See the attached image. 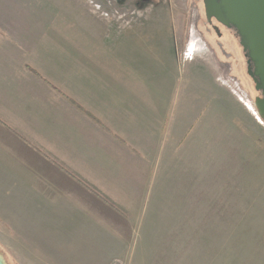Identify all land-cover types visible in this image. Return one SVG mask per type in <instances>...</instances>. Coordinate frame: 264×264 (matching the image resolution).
Segmentation results:
<instances>
[{
	"label": "rangeland",
	"instance_id": "obj_1",
	"mask_svg": "<svg viewBox=\"0 0 264 264\" xmlns=\"http://www.w3.org/2000/svg\"><path fill=\"white\" fill-rule=\"evenodd\" d=\"M32 3L57 6L59 20L86 12L115 29H141L149 43L159 30L169 39L170 26L182 61L196 56L184 48L190 41L209 51L214 82L192 71L199 84L191 85L181 65L169 143L135 196L97 198L95 214L53 220L0 208L6 264H264V117L238 33L210 20L205 0ZM64 29L73 32L71 21Z\"/></svg>",
	"mask_w": 264,
	"mask_h": 264
},
{
	"label": "crops",
	"instance_id": "obj_2",
	"mask_svg": "<svg viewBox=\"0 0 264 264\" xmlns=\"http://www.w3.org/2000/svg\"><path fill=\"white\" fill-rule=\"evenodd\" d=\"M57 9L0 0V208L22 206L27 221L135 196L169 143L181 65L190 83L192 71L214 82L209 51L190 41L196 56L182 61L170 26L149 43L141 29Z\"/></svg>",
	"mask_w": 264,
	"mask_h": 264
},
{
	"label": "water",
	"instance_id": "obj_3",
	"mask_svg": "<svg viewBox=\"0 0 264 264\" xmlns=\"http://www.w3.org/2000/svg\"><path fill=\"white\" fill-rule=\"evenodd\" d=\"M205 11L210 20L215 18L238 33L248 74L261 92L255 103L264 117V0H205ZM0 264H6L2 256Z\"/></svg>",
	"mask_w": 264,
	"mask_h": 264
},
{
	"label": "built area",
	"instance_id": "obj_4",
	"mask_svg": "<svg viewBox=\"0 0 264 264\" xmlns=\"http://www.w3.org/2000/svg\"><path fill=\"white\" fill-rule=\"evenodd\" d=\"M195 50L194 49H189V52L187 53L188 55L189 54H194L195 52H194Z\"/></svg>",
	"mask_w": 264,
	"mask_h": 264
},
{
	"label": "trees",
	"instance_id": "obj_5",
	"mask_svg": "<svg viewBox=\"0 0 264 264\" xmlns=\"http://www.w3.org/2000/svg\"><path fill=\"white\" fill-rule=\"evenodd\" d=\"M78 107L84 111V109L82 107H80L79 105H78Z\"/></svg>",
	"mask_w": 264,
	"mask_h": 264
}]
</instances>
